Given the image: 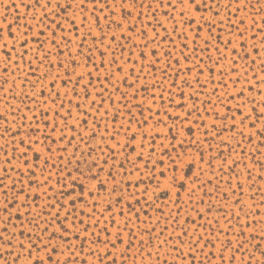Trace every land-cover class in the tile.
<instances>
[{"label": "rangeland", "instance_id": "374dc122", "mask_svg": "<svg viewBox=\"0 0 264 264\" xmlns=\"http://www.w3.org/2000/svg\"><path fill=\"white\" fill-rule=\"evenodd\" d=\"M66 2L59 0L61 5ZM218 2V16L214 11L197 12L177 0H171L174 7H168V0H163V7L158 0H136L135 4L118 0L110 8L97 3L93 15L92 3H86L87 11L82 14L76 0L66 12L50 9L41 24L44 9L34 0H0V27L5 29L0 33V49L8 45L0 50V177L4 185L0 187V235L12 241L9 246L0 240L4 257L0 264H13L17 255L16 264H30L28 237L39 244L36 237L41 235L47 242L60 223L68 231L61 229L56 235L63 234L65 239L52 243L63 255L52 256L61 264L69 255V244L79 257L78 264H112L113 259L116 264H163L164 260L189 264L174 249L186 257L190 240L201 236L203 251L199 246L194 250V264H264V135L260 134L264 131V0ZM55 4L52 0L53 8ZM228 4L231 7L225 9ZM125 12L131 15L125 17ZM97 16L100 28L95 23ZM201 16L216 26L210 31ZM68 17L75 23H69ZM54 19L62 28L52 24ZM53 30L59 47L51 43ZM38 33H43L39 40L46 41L42 47L37 43ZM25 39L28 43L21 48ZM13 46L5 74L3 52ZM26 49L21 60L18 53ZM46 52L48 58L41 64ZM189 111L192 115L185 118ZM176 117L180 119L173 123ZM5 128L10 131L6 133ZM14 133L18 134L13 142ZM46 135L51 139L45 140ZM20 140L25 143L21 145ZM26 149L27 155L22 156ZM177 154L180 159L173 165ZM93 162L103 167L102 172L93 168L92 173L99 172L104 188L96 180L81 177L74 184L68 177L69 172L72 178L79 176L77 167L87 176ZM109 171L115 176L114 193ZM173 175L182 180L184 188L172 184L168 178ZM82 188L83 198L76 199ZM189 188L196 189L195 194L190 195ZM21 189L23 194L18 195ZM71 201H75L74 208ZM53 204L55 208L47 207ZM129 204L139 213V220ZM56 211L59 221L45 225L43 221L50 220L48 213ZM68 212L73 215L65 220ZM37 214L39 228L35 227ZM45 226L48 233L41 231ZM118 231L120 240L116 239Z\"/></svg>", "mask_w": 264, "mask_h": 264}, {"label": "snow or ice", "instance_id": "6c2138e0", "mask_svg": "<svg viewBox=\"0 0 264 264\" xmlns=\"http://www.w3.org/2000/svg\"><path fill=\"white\" fill-rule=\"evenodd\" d=\"M34 2H35V4H36L37 7H42V8L44 9V15H43V17H42L41 20H40V23H41V24H44L45 20H47V18H48V11H49L50 9H51V11H52L53 13L56 12V9H60L61 11L66 12L68 9H70V8L73 7V3H75L76 0H68V2H66V3L63 4V5H61V4L59 3V0H56L55 8L52 7V0H45V3H44L43 5L40 4V0H34ZM89 2L92 3L93 6H94V10H93V15H94V14H95V10H96V9H95V5H96L97 3H103L105 8H110L111 5H115V4H117V3H118V0H79L78 7H79V10H80V12H81L82 14H83L85 11H87L85 5H86V3H89ZM125 2H127V0H125ZM158 2L160 3V6H161V7L164 6V5H163V0H158ZM177 2L180 3L181 5H185V4H187V5H190L191 7H194L195 10H196L197 12H199V11H201V10H205V11H208V12H213V11H214V12H215V15H217V16L220 14V4H219L218 0H177ZM237 2H238V0H237ZM132 3L135 4V3H136V0H132ZM257 3H260V0H257ZM26 7H29V8H30V7H32V5H31V4H28V5H26ZM140 7L143 8L144 5L141 3V4H140ZM148 7L151 8V4H149ZM168 7H174V6L172 5V3H171V0H168ZM230 7H231L230 4L225 5V9H228V8H230ZM99 10H100V11H103L104 8H101V9H99ZM236 11L238 12V11H240V9L237 8ZM110 14H111L112 16H114V15H115V12H111ZM124 15H125V17L130 16V15H131V12H125ZM140 15H143V13H140ZM165 15L168 16L169 14L166 12ZM180 15L183 17V16L185 15L184 11H181V12H180ZM153 16H155V13H154V12H153ZM33 18L35 19V17H33ZM171 18H172L173 20L175 19L174 17H171ZM200 18H201V20H204L205 24L209 27V30H210V31H211V28H213V27L216 26V23H215V22H213V21H209V20H205V18H204L203 16H201ZM108 19H109V18L106 16V17H105V20H108ZM67 20H68L69 23H72V24L75 23V21H74L71 17H68ZM84 20H85V21L87 20V17H86V16L84 17ZM99 20H100V18L97 16V17L95 18V23H96L97 28H100ZM111 23H116V22H115V21H112ZM158 23H159V22H158ZM221 23H222V21H221ZM240 23L242 24V23H243V20H241ZM52 24H54V25L56 26V28H62V25H61V24H58V23L56 22L55 19L52 20ZM117 26H119V25H117ZM161 26H163V25H161ZM45 27H47V25H45ZM4 30H5L4 28L0 27V33H2ZM100 30H101V32H103V29H102V28H101ZM173 30H174V31L176 30L175 25H174V27H173ZM7 31H8L9 36H12V26H11V25H8V26H7ZM165 31H167V30L165 29ZM23 35L27 36V32H25ZM40 35H43V33H38V34H37V43L42 47V45H43L46 41L39 40V36H40ZM87 35L91 36V35H92L91 31H89V32L87 33ZM141 35L146 36L147 33L142 32ZM156 35H159V34L156 33ZM241 35H242V33H241ZM0 38H2V37H0ZM63 39H65L67 43H71V41H67V38H66V37H63ZM112 39L115 40V36H113ZM94 42H95V41H94ZM153 42H154V40H153ZM27 43H28V40L25 39V40L23 41V43L21 44V48H24V47L27 45ZM51 43H52L54 46L59 47V46L56 44L55 31H54V30L52 31ZM101 43H103V38H102V37H101ZM227 43H231V41H228ZM145 47H147V43L145 44ZM185 47H187V45H185ZM7 48H8V45H7V43H5V44L2 46V49H0V50H4V49H7ZM13 51H15V46H13V48H12L11 50L4 51V52H3L4 56L6 57V60H5V67H4V69H3V71H4L5 74L8 72V61L12 60L11 52H13ZM27 51H28V49H26L24 52L18 53V55L20 56V59H21V60H23L24 56L27 55ZM89 51H91V49H89ZM217 51H219V48H217ZM103 55H104V53H101V56H103ZM153 55L155 56L156 53L153 52ZM47 58H48V55H47V52H46L45 55H44V57H43V59L40 60V63L42 64V63H43V60H46ZM141 58H144V53H143V52H141ZM185 59H187V57H185ZM209 59H211V57H209ZM114 62H115V60H113V63H114ZM253 62H254V61H253ZM30 63H31V61H29V64H30ZM102 63H103V62H102ZM177 63H178V61H177ZM17 67H19V65H17ZM122 70H123V69H121V71H122ZM142 70H143V69H141V71H142ZM130 71L134 73V72H135V69H131ZM201 73H202V70H201ZM33 74H34V73H33ZM88 75L91 76V73H88ZM82 78H83V77L81 76V79H82ZM106 79H110V77H106ZM126 79H127V78L125 77V80H126ZM137 80H139V76H137ZM77 82H79V81H77ZM197 82H198V81H197ZM4 83H7V81L5 80ZM185 83H187V81H185ZM130 87H132V85H130ZM85 91H86V89H85ZM86 94H87V92H86ZM181 95H183V93H181ZM241 95H242V93H241ZM56 96H57V98H59V92L56 93ZM161 99H163V97H161ZM53 103L55 104V100H53ZM92 103L95 104V100H93ZM60 106L63 107V104H61ZM101 106H102V105H101ZM76 107L79 108L80 105H76ZM30 110H31V109H30ZM97 111H98V109H97ZM149 111H150V109H149ZM158 114H159V113H157V115H158ZM57 115H59V113H57ZM166 115H167V113H166ZM191 115H192V111H189V112L186 113V117H185V118H187L188 116H191ZM262 115H264V113H262ZM68 116H69V117L71 116V111H70V110H69V112H68ZM0 118H2V117H0ZM25 119H26V118H25ZM61 119L65 120V122H66V118H65V117H61ZM179 119H180L179 117H176V118L173 120V123H175V121H176V120H179ZM244 119H247V117H244V118L241 120V124L244 123ZM233 120H235V117H234V116H233ZM162 122H163V121H157V123H162ZM138 123H139V122H138ZM143 123H144V124H147V118H145V120L143 121ZM181 123H183V121H181ZM56 126H58V125H56ZM56 126L53 127V129H52L53 131H55V127H56ZM213 127H215V125H213ZM232 127L235 128V124H233ZM73 130H74V129H73ZM4 131L7 133V132H9L10 130H9L8 128H5ZM37 131H39V129H37ZM189 131H191V129H189ZM61 132H63V129L61 130ZM17 134H18V133H14V134H13V142H14V140H15V136H16ZM117 134H118V133H117ZM260 134H261V135H264V131H262ZM25 135H27V133H25ZM141 135L143 136L144 134L142 133ZM241 135H243V133H241ZM167 138H168V137L166 136L165 139H167ZM50 139H51L50 136H47V135L45 136V140H50ZM60 139H61V140L64 139L63 135H61ZM73 139H75V137H73ZM112 139H115V136H113ZM132 139H135V134H133ZM173 139H175V137H173ZM29 141H30V143H29V148H30V147H31V143H32V141H31V137H29ZM35 142H36V143H39V139H37V141H35ZM24 143H25L24 140H20V144H21V145H23ZM53 143H55V141H53ZM70 143H71V140H69V144H70ZM183 143H184V142L181 141V144H183ZM141 147H142V145H141ZM63 150L66 151V148L63 149ZM14 151H15V149H14ZM48 151H49V153L52 152L51 147L48 148ZM26 155H27V149L24 150V151L22 152V156H26ZM140 155H142V153H141V154H138V156H140ZM5 156H7V153H5ZM61 159H63V157H61ZM179 159H180V154H177V157H176L175 159L172 160L173 165H176V164H177V160H179ZM200 159H201V162H202V161H203V153L200 154ZM7 162H8V163H11V160H8ZM45 162L47 163V158H46ZM107 162H108L107 160H104V164H107ZM225 162H226V161H225ZM85 163H87V161H86ZM209 163H210V166H211V162H209ZM78 164H79V162H78ZM25 165H27V161H25ZM53 167H55V165H53ZM121 167H122V165H121ZM93 168H98L100 172L103 171V167H102L98 162H93L92 164H90V165L88 166V169H87V173H88V175H87V176H86V174H85L84 171H81V169H80L79 167H77L76 171L79 173V176L76 177V178H72V174H71V172H69V173H68V177L71 178V179H73V183H74V184H75V183H76L81 177H86L87 179L96 180V181L98 182V184L100 185V187H101V188H104V181H102V180L100 179L99 172H97V173H95V174L92 173V169H93ZM137 170H138V169H137ZM180 170H181V172H182V168H181ZM189 170L191 171V169H189ZM4 171H5V173H7V169H5ZM29 171L31 172V169H29ZM202 172H203V170L201 169V170L196 174L195 179H193V181H192L193 184H195V183L199 180V177H200V175L202 174ZM32 175H35V173H32ZM160 175H161V176H164L165 173H164V172H161ZM108 177H109V178L113 181V183H114V187H113V189H112V192L114 193V192L117 190V188H116V186H115V176L113 175L112 171H109V172H108ZM49 178H50V177H49ZM168 179L171 180V182H172L173 185L179 183V185H180L181 188H184V187H185V184L182 182V180H178V178H177L175 175L171 176V177L168 178ZM60 182H61V181H59V180L57 181V183H60ZM46 183H47V180L45 181V184H46ZM208 183H211V181H208ZM38 186H39V185H38ZM202 186H203V185H201V187H202ZM0 187H4V185H3V178H2V177H0ZM13 187H15V181H13ZM29 187H31V184L29 185ZM23 191H24V190L21 189V190H20V193H18V195H22V194H23ZM195 191H196V189H194V188H189V193H190V195L195 194ZM146 192H147V189H145V193H146ZM89 195H90V196L93 195L92 190H89ZM45 196H47V192H45ZM177 197H178V199H179V193H177ZM82 198H83V188L81 189V193H80V195L77 196L76 199H82ZM26 199H27V197H26ZM136 202H137V204H139L140 201L137 200ZM201 202H203V201L201 200ZM57 203L59 204V201H57ZM117 203H119V201H117ZM70 205L74 208V207H75V201H71V202H70ZM47 207L55 208L56 205H55V204H53V205H47ZM63 207H64V205H63V204H60V208H63ZM110 208H111V205L109 204V206H108V208H107L106 210H110ZM129 208H130L131 211L135 212V209H133V208L131 207L130 204H129ZM4 210H5V212H7V210H8V209H7V205L5 206V209H4ZM195 210L197 211V215H198V216L201 215V213L199 212L198 209H195ZM41 211H43V209H42ZM94 211H95V205H93V212H94ZM208 211H209V212L211 211V206H209ZM120 214L123 215V210H122V209H121ZM135 214H136V219L139 220V213H138V212H135ZM69 215H73V213H72V212H68V213H66L65 216H64V219L67 220V218H68ZM48 216L50 217V220H45V221H43L45 225H47L49 222H52V223H56V222H58L59 219H60V212H59V211H56L55 213H48ZM178 216H179V210H178V212H177V223L179 222V220H178ZM8 219L11 220V216H9ZM36 220H37V222L35 223V227L39 228V227H40V223L38 222V221H39V214H37V218H36ZM30 222H31V221H30ZM80 223L83 224V223H84L83 220H81ZM96 223H98V221H96ZM112 223L115 224V220H114V219L112 220ZM192 223L195 224V223H196V220H195V219H192ZM73 226H74V225H73ZM126 226H127V225H125V227H126ZM61 229H63V232H67V231H68V228L65 227L63 223H60V224H59V227H58L55 231H53V232H51V233L49 234L47 242H45L43 236H41V235H37L36 239L40 242L39 244H36L35 242H33L31 236L28 237L29 242H30V247L27 249V252H28V259H29V261H30V264H61V261H60L59 259L53 261V256H52L53 253H58L59 255H63V252L59 250V247L56 246V245H54V244L52 243V241L55 240V239H57V238L60 239V240H64V239H65V237H64L63 234H62L61 236H59V237H57V235H56L57 231H60ZM3 231H4V232H7V231H8V229H7L6 226L4 227ZM41 231H42L43 233H48L49 230H48V227L45 226V227H43V228L41 229ZM84 231L87 232L88 229L85 228ZM103 231L107 232V229L105 228V229H103ZM152 231H154V229H153ZM162 234H163V233H161V235H162ZM14 235H15V234H13V236H14ZM21 235H23V232H21ZM92 235H96L97 238H98V234L93 233ZM149 235H150V233H149ZM183 235H184V236H187V235H188L187 230H184V231H183ZM116 239H117V240H120V232H119V231L117 232ZM177 239L179 240V243H180V244H183V243H184V240L181 239L180 237H177ZM202 239H204L203 236L195 238L194 241L190 240V242H189V251H188L186 257H185V254H184L183 252H181L179 248H175L174 250L180 252V256H181L182 258H187V259L189 260V264H194V262H195L194 250L199 246V247L201 248V251H203V246H201L200 243H199L200 240H202ZM0 240H5V243H6L7 245H9V246H10L11 243H12L11 239H5V237L2 236V235H0ZM121 242H123V241L121 240ZM167 242H168V241L165 240L163 243H167ZM210 242H211V241H208V243H210ZM106 243H107V241H106ZM19 246H20V248H21L22 250L25 249V245H24L22 242L20 243ZM205 246H206V245H205ZM0 247H2V245H0ZM112 247H115V243H114V242H112ZM242 247H243V245H240V248H242ZM240 248H237V251H239ZM41 251H43V252L45 253L44 256H40V255H39V253H40ZM33 252L36 253V256H35L34 259H33ZM68 252H69V255L65 258L63 264H78L79 257L77 256V254H76L75 252L72 251V248H71V245H70V244H69ZM8 254L11 255L10 252H9ZM93 254H95V253H93ZM109 255H110V253H109ZM121 255H124V254L122 253ZM149 255H151V253H149ZM261 255H264V252H262ZM0 259H4V257H3L2 255H0ZM19 259H20V257H19V255H17L16 260L13 261V264H16V262H17ZM157 259L160 260L159 254L157 255ZM231 259L234 260L235 257H232ZM221 260H223V256H222V255H221ZM5 264H7V261H5ZM82 264H87V261H83ZM112 264H116L115 259H113ZM163 264H168V261H167V260H164V261H163ZM201 264H203L202 261H201Z\"/></svg>", "mask_w": 264, "mask_h": 264}]
</instances>
